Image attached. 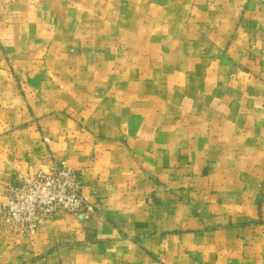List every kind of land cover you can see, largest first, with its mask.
Returning <instances> with one entry per match:
<instances>
[{
	"label": "crops",
	"instance_id": "1",
	"mask_svg": "<svg viewBox=\"0 0 264 264\" xmlns=\"http://www.w3.org/2000/svg\"><path fill=\"white\" fill-rule=\"evenodd\" d=\"M62 160L0 264H264V0H0V211Z\"/></svg>",
	"mask_w": 264,
	"mask_h": 264
},
{
	"label": "built area",
	"instance_id": "2",
	"mask_svg": "<svg viewBox=\"0 0 264 264\" xmlns=\"http://www.w3.org/2000/svg\"><path fill=\"white\" fill-rule=\"evenodd\" d=\"M0 222L34 234L58 211L80 215L87 206L77 171L65 160L26 172L4 190Z\"/></svg>",
	"mask_w": 264,
	"mask_h": 264
}]
</instances>
